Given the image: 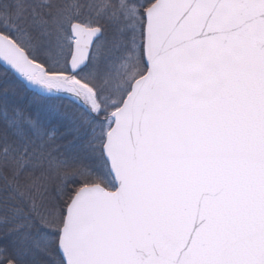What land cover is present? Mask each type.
<instances>
[{
  "label": "snow or ice",
  "instance_id": "obj_1",
  "mask_svg": "<svg viewBox=\"0 0 264 264\" xmlns=\"http://www.w3.org/2000/svg\"><path fill=\"white\" fill-rule=\"evenodd\" d=\"M0 63V264H264V0H0Z\"/></svg>",
  "mask_w": 264,
  "mask_h": 264
},
{
  "label": "trees",
  "instance_id": "obj_2",
  "mask_svg": "<svg viewBox=\"0 0 264 264\" xmlns=\"http://www.w3.org/2000/svg\"><path fill=\"white\" fill-rule=\"evenodd\" d=\"M4 68L1 64H0V74H2L4 72ZM9 95L11 97H13L17 103V105L21 108V109H27L28 105H29V97L27 94L23 93V92H10ZM3 242H0V246H2ZM20 259L22 261H24V264H32V261L34 260H44L45 257H43L40 254H31V253H24L20 256Z\"/></svg>",
  "mask_w": 264,
  "mask_h": 264
},
{
  "label": "water",
  "instance_id": "obj_3",
  "mask_svg": "<svg viewBox=\"0 0 264 264\" xmlns=\"http://www.w3.org/2000/svg\"><path fill=\"white\" fill-rule=\"evenodd\" d=\"M2 66H4L2 63H0ZM5 67V66H4Z\"/></svg>",
  "mask_w": 264,
  "mask_h": 264
}]
</instances>
